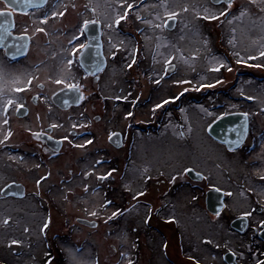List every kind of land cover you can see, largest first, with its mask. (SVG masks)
<instances>
[{
	"label": "flooded vegetation",
	"instance_id": "1",
	"mask_svg": "<svg viewBox=\"0 0 264 264\" xmlns=\"http://www.w3.org/2000/svg\"><path fill=\"white\" fill-rule=\"evenodd\" d=\"M183 2L215 12L226 7L214 5L212 0ZM56 3L50 0V4ZM62 3L68 5L64 17L39 25L47 36L32 35L40 11L26 9L23 11L29 15H12L15 26L12 38L5 43H13L25 27L31 39L26 55L16 61L5 59L8 83L3 86H11L16 77L36 78L28 90L12 94L23 109L19 114L10 109L8 124L3 126L13 135L7 146H0V188L14 184L19 188L12 191L23 195L0 196V219L11 218L8 226L0 227V238L12 233L13 224L19 221V229H29L26 241L34 243L36 249L31 253L37 258L43 248L35 238L46 235V230L41 232L46 219L50 218L52 230L68 226L73 232L81 226L97 227L103 220L109 238L113 233H123L130 242L128 249L123 241H110L106 257H116L119 264H193L190 256L199 264H254V253L264 252V228L260 225L264 221V180L260 179L264 175V115L258 114L264 107V66L254 65H264V58L237 63L233 53L239 52L241 57L255 54L252 41L264 35V20H257L255 26L252 22L264 14L247 0H236L231 11L238 15L239 8H248L250 16L232 24L223 17L195 19L189 12L173 29L148 28L135 15L118 28L109 29L104 26L111 19L106 0H92L96 14L85 8L89 0ZM156 3L145 0L138 14L159 23L155 17L163 16L164 8L153 7ZM168 6L175 8L176 0H168ZM86 19H99L100 23L80 35L78 29ZM74 35L79 39L72 40ZM234 37L235 47L229 43ZM110 40L120 46L115 58ZM81 44L91 46L83 57L77 51ZM131 48L138 49L136 64L127 68V50ZM166 57H176L172 59L174 68L167 74ZM211 57L222 60L232 71H209ZM68 59L73 60L70 73L62 71L69 67ZM94 62L103 70L89 75ZM62 75L67 77V84L78 83L79 91L52 82ZM201 83L215 87L196 91ZM185 88L189 90L184 92ZM181 92L184 95L174 99ZM81 93L84 99L77 100ZM117 96L121 99H115ZM165 100L169 103L163 104ZM160 104L163 106L156 108ZM242 113H248L245 134ZM232 115L239 124L231 129L243 136L238 144L227 143L210 131L218 120ZM179 131L184 136L177 135ZM32 133H40V138ZM110 133H119V137L110 141ZM221 136L230 137L231 133L226 130ZM88 140L93 142L87 144ZM186 169L193 171L185 174ZM109 171L112 175L108 179L97 180ZM44 176L47 179L37 189L36 181ZM172 177H176L175 182ZM138 192L145 195L133 199ZM211 192H215L212 199L218 201L222 196V202L209 205ZM84 194H102L100 207L105 201L111 203L101 208L103 213L85 218L76 205ZM221 208V214L214 215ZM247 211L252 215L241 221L239 217ZM114 212L123 214L109 219Z\"/></svg>",
	"mask_w": 264,
	"mask_h": 264
},
{
	"label": "snow or ice",
	"instance_id": "2",
	"mask_svg": "<svg viewBox=\"0 0 264 264\" xmlns=\"http://www.w3.org/2000/svg\"><path fill=\"white\" fill-rule=\"evenodd\" d=\"M249 5H253L257 8L259 13L264 14V0H247ZM212 3L214 5L218 4H224L226 7L223 10H220L218 12L210 10L208 7H203L202 9L198 6H190L187 3H184L183 0H176V7L175 8H169L168 6V0H157V3L153 5V7H162L164 8V14L163 16L157 15L155 17L156 21H160L159 23L154 22L153 20L147 19L146 17H143L138 14V8L141 6H144L145 0H106L105 7L109 10V15L111 16V19L108 20L107 23H105V27L109 29H116L120 26L122 21L127 22L129 17L131 15H135V19L139 21L142 24H145L148 26V28L151 29H173L178 22L179 18L185 14L192 12L195 19H202L207 21L212 20H220L221 17H223L228 24H232L234 20H243L245 17L250 16V12L248 8H239L238 9V15L233 13L231 9L236 3V0H212ZM48 6V7H45ZM71 7L75 9V4H72ZM85 8L90 11L93 14L97 13V7L92 6V0H89V4L85 5ZM23 9H35L37 11L41 12V18L38 21L37 26L32 30V35L35 36L36 34L43 33L45 36L48 35V32L44 27H41L39 25H45L48 23V20L55 19L58 17H64L68 11V5H64L62 3V0H57L56 5L50 4V0H0V17H3V20H0V49H3V55L0 56V117H3L2 124H0V146H7V142L12 137L13 132L11 129L4 128L3 126H6L8 124L7 114L10 109L15 108V111L19 114L21 113V110L23 109V105L18 102V98L15 97L14 93L22 92L28 90L32 86V81L35 79V76L29 75V77L25 79H21L20 77H16L11 81V86L4 87V84H7L6 76H7V69L9 67L8 64L5 63V59L16 61L19 56H24L27 54V48H28V41L31 39V37L28 35L29 28L25 27L23 29V35L19 37L14 38V42L11 44L5 43L9 38H12V31L11 29L14 28V21L12 20L13 13L19 12V14L23 15H29L28 12L23 11ZM257 20H264V17H257L256 20H253V26H255V23ZM223 22V21H221ZM34 23H36L34 21ZM98 23H100L99 19H92V20H84L80 28L78 29V32L80 35H84L85 31L89 29L90 26H95ZM187 27V25H185ZM141 35H144V30L139 29L138 30ZM233 32H235V29H233ZM195 34V33H194ZM145 39H148L147 36L144 37ZM79 36L74 35L72 40H78ZM93 39H95L93 37ZM161 39V38H157ZM72 40H69V43H72ZM230 44H232L234 47L236 46V38L234 37L233 40L229 41ZM109 44L111 48L115 49V51L111 52V55L113 58H115L116 53L120 51V46L118 44L113 43L111 40L109 41ZM120 44H123V41L120 42ZM160 46H170V45H158ZM252 46L255 49V54H249L245 57H241L239 52H234L233 55L236 57L237 63H248V61L257 60L264 58V35H262L258 40L252 41ZM90 45L81 44L80 48L77 50L79 52V56L83 57L85 52L88 48H90ZM128 59L130 62L126 64L127 68H131L134 64H136V54L138 49L137 48H131L128 49ZM75 54V53H74ZM161 55H163L161 53ZM176 57H166L165 58V64L168 66L165 68V74H167L169 71H171L174 68V65L172 64V59H175ZM196 57L193 56L192 59H195ZM66 64L69 66L66 70L70 73L71 68L70 66L73 64L72 59H68L66 61ZM253 66V65H249ZM255 67H261L264 65L257 64L254 65ZM91 67L94 69V71H90L89 75H96L97 72L102 71V66L100 63H93ZM221 69H224L226 71L231 72L232 68L229 67L226 63H224L222 60L211 57L210 58V67L209 71L212 72H219ZM99 78L98 76L96 77ZM51 79V77H50ZM66 76H58L56 79H53L52 82L55 84H64L65 87L71 88L75 91H79L80 85L77 84H67L66 83ZM159 83V81H156ZM178 83L184 84V83H191L190 81H179ZM219 83V81H217ZM39 86V85H38ZM203 87H215L214 84H203L201 83L200 87L195 88L196 91H199L200 88ZM189 89L185 88L184 92H187ZM184 92L179 93L178 96H176L174 99L178 100L180 96L184 95ZM35 99V98H34ZM84 99L83 94L81 93L80 96L77 97V100ZM115 99L119 100L121 97L117 96ZM123 99H127V97H123ZM247 99L252 100L253 97H247ZM65 104L68 103L67 100L64 101ZM169 103L168 100L163 101V104ZM163 105H156V108H160ZM156 109H153L155 112ZM180 111H184L181 109ZM258 114L264 115V107L260 109V112ZM132 113H128V116H132ZM244 117V126L246 130V124L248 119V113H242L241 114ZM81 127H84V125H80ZM51 127L55 128L58 127L57 125H51ZM75 128L76 125H73ZM183 131L177 132V135L184 136ZM32 135L36 138H40V133H32ZM113 137H119V133H110L108 139L110 141L113 140ZM66 139V138H65ZM93 141L88 140L86 143L91 144ZM71 143V141H69ZM234 143H239V141H234ZM75 147H84L85 145H74ZM53 152L58 151V149H52ZM9 159H15L14 157L10 156ZM23 158H21L22 160ZM97 163H101L100 161H97ZM115 171V170H112ZM112 171H109L105 175L97 176V180L104 181L108 179L112 175ZM192 169H186L185 174L192 172ZM50 175V174H49ZM86 175H91V173H86ZM198 177L200 176L199 173L196 174ZM47 176L41 177L39 180L36 181L37 189H39L40 184L42 181L46 180ZM261 180H264V175L260 176ZM176 177H172V182H175ZM16 187L19 188V186L14 184H9L4 188H0V196H22V192H13L12 189ZM85 192L88 191L87 186H85ZM216 191H219V189H216ZM262 192H264V188L261 189ZM37 194H39L37 192ZM145 195L144 192H138L133 195V199H137L139 196ZM226 196L232 195V193H224ZM243 195V193H242ZM67 198V197H65ZM111 203V201H105L101 208H107V206ZM135 207V205L133 206ZM223 209L217 210L214 215L217 217L221 214V211ZM253 211H255L253 209ZM93 216L97 215L96 211H93L90 213ZM123 213L121 212H114L112 213V216L109 217L111 219L114 216L121 215ZM252 215V211L244 212L239 219L241 221L246 220L249 216ZM150 219V217H149ZM50 218L46 219L45 222L41 225V232H44L48 227L50 223ZM147 222V220L145 221ZM10 224V218L4 217L3 219H0V227L8 226ZM260 225L262 228H264V221L260 222ZM94 226V225H93ZM243 226V225H242ZM25 232H28L29 229L25 228ZM22 242L16 239H12L8 245L9 248L13 246H18ZM210 243V241H209ZM45 255L48 257L46 260V264H53L54 257L51 256L50 253H45ZM120 255L123 257L125 254L120 253ZM254 256L256 257L254 264H264V252L261 253H254ZM69 264H75V257L74 255L69 252ZM189 260L193 262V264H199V261L195 260L194 257H189ZM128 264H133L132 261H129Z\"/></svg>",
	"mask_w": 264,
	"mask_h": 264
},
{
	"label": "rangeland",
	"instance_id": "3",
	"mask_svg": "<svg viewBox=\"0 0 264 264\" xmlns=\"http://www.w3.org/2000/svg\"><path fill=\"white\" fill-rule=\"evenodd\" d=\"M55 195L59 196V193ZM101 200L102 194L82 195L77 199L78 202L76 203V205L79 206L77 207L80 211L79 214L88 218L92 216L90 213L93 211H96L97 215L103 213L98 204ZM16 217L17 216L13 217V220ZM98 219L101 220L99 217ZM18 223L19 221L14 223L16 224L15 227L13 224L12 233L0 238V264H46L48 257L45 253H50L51 256L55 258L53 264H69V252L74 255L75 264H119L116 257L113 256L112 259L106 257V249L110 248V241L114 243H121V241H123L127 246L126 248L129 249L131 247L130 242L126 240V235L123 233H113L109 238L107 235V227L103 220L94 228L81 226L75 231L76 233L68 226L58 227L52 230V225L49 223V227L46 229V235L43 237L39 235L38 238H35V240L41 244L43 252H38V257L33 258L31 252H35V245L34 243H28L26 241L25 228L23 226L19 229ZM20 223L23 225L24 221ZM50 230H52V237L49 234L50 238H48ZM58 232L61 233V236H56ZM66 235L69 236L65 237ZM12 239L19 240L22 243L18 246L9 248L8 245ZM119 249L121 248L119 247ZM33 254L36 255V253ZM42 254L44 255L41 256Z\"/></svg>",
	"mask_w": 264,
	"mask_h": 264
},
{
	"label": "water",
	"instance_id": "4",
	"mask_svg": "<svg viewBox=\"0 0 264 264\" xmlns=\"http://www.w3.org/2000/svg\"><path fill=\"white\" fill-rule=\"evenodd\" d=\"M23 10H26V9H23ZM236 124H239L237 119L232 115V116H226V117H223L221 118L220 120H218L216 123H214L211 128H210V131L211 133H213L214 135H216L219 139H223L224 141H226L227 143H234V141H239L242 139L243 136H239L237 135L238 132L231 129L234 127V125ZM230 132L231 133V136L230 137H222L221 135L224 133V132ZM244 131V134L246 133V130H243ZM238 144V143H237ZM215 193V192H211L210 195H211V200L208 201L209 205H211L212 203H216V204H219L221 203L222 201V196H220V198H218L219 200L218 201H215L214 199H212V194ZM81 222H84L85 224H88L90 226H93L95 225V222H92L90 220H87V219H81ZM262 237L264 238V231L261 233Z\"/></svg>",
	"mask_w": 264,
	"mask_h": 264
}]
</instances>
